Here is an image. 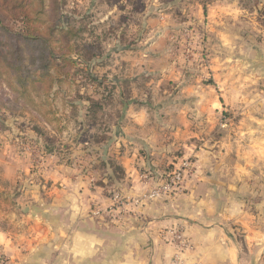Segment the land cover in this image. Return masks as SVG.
I'll use <instances>...</instances> for the list:
<instances>
[{"label": "crops", "instance_id": "crops-1", "mask_svg": "<svg viewBox=\"0 0 264 264\" xmlns=\"http://www.w3.org/2000/svg\"><path fill=\"white\" fill-rule=\"evenodd\" d=\"M241 5L255 14L251 23L239 16ZM263 8L259 0H207L202 5L209 48L214 54L211 79L200 84L216 87L219 107L214 104L213 108L220 113L218 119L213 113L205 114L209 130L203 138L193 136L190 142L183 141L165 153L159 164L118 166L122 178L112 181L110 187L84 184L83 180V187H76V177L61 176L49 165L51 170L42 179L50 182V196L70 191L65 187L67 181L86 200L87 226L78 229L72 240L84 256L81 264H169L175 251L162 236L171 232L181 233L192 245L182 255L184 264H264ZM144 56L146 61L151 57L146 52ZM140 65L143 71L148 70L146 63ZM222 70L236 81L227 100L217 87ZM142 102L133 100L121 107L131 108L136 116L145 105ZM177 152L181 158L193 160V173L183 192L140 200L161 175L172 170L179 160L173 157ZM140 156H146L145 151ZM142 176L149 180L145 182ZM203 193L208 194L214 211L211 216L198 217ZM118 204L120 209L115 213L120 219H114L110 209ZM45 207L36 205L35 211L30 209L23 215L25 236L0 234L3 264H60L64 239H54L53 234L66 217L59 205L47 211Z\"/></svg>", "mask_w": 264, "mask_h": 264}, {"label": "clouds", "instance_id": "clouds-1", "mask_svg": "<svg viewBox=\"0 0 264 264\" xmlns=\"http://www.w3.org/2000/svg\"><path fill=\"white\" fill-rule=\"evenodd\" d=\"M121 2L124 3L126 0ZM143 2L147 4V9L135 15V19L140 21L139 27L133 28L132 32L136 35L129 37L137 39V46L141 49L136 53L139 57L138 64L150 63L145 60L144 53L153 51L157 47L154 38L160 29L153 28L143 35L142 39L140 34L152 24L150 14L160 16L163 9L162 0H143ZM237 2L239 3V0ZM259 2L264 6V0ZM86 10L87 5L82 4L81 11ZM113 14L120 15L117 7L113 6L109 9L105 4L103 13L96 22L99 23V19L107 20ZM238 14L247 17L249 23L255 17L254 13L248 12L242 5ZM168 20L171 22L170 17ZM189 23L195 21L190 18ZM118 35V33L115 36L108 34L106 38L99 32L95 35L84 32L81 38L68 45L65 54L72 57L76 66L85 70L88 68L96 70L95 64L108 57L112 49L119 46ZM89 45L92 47L89 48ZM193 47L196 45L194 44ZM188 51L190 52L191 49ZM213 54L210 53L208 60H205L197 53L191 60L185 62L186 57L183 52L175 55L170 49L163 51L162 62L167 64L166 71L171 74L165 75L161 82L167 83L171 79L175 83L171 91L163 97L168 103L164 107H156L160 99L154 95V103L145 104L138 109L136 116L132 114L131 108L125 110L121 107L122 98L119 89L109 100L103 88H97L95 85L83 88L79 84L74 85L67 94L63 88H57L55 84L39 95L33 94L30 99L23 101V117L12 116L6 110L0 109V112L8 116L9 121L20 118L35 122L45 130L44 136L32 137L28 134L30 150L25 148L24 151L20 150L18 141H13L15 128H12L10 133L0 135V200L9 196L13 189L19 190L16 182L21 181L31 185L26 193L30 202L41 206L47 205L44 211L53 206H60V211L66 219L56 228V234H53L54 239H64L60 249V264H81L84 259V256L72 245V240L78 229L87 226V221L84 219L87 216L86 200L82 199L76 188L67 181L65 187L70 191L50 196L48 190L42 184L36 183L33 178L47 175L51 170L49 165H52L61 176L76 177V187H83L81 180L84 184L90 183L88 177L97 179L100 173L107 177L117 169V166L127 167L129 164H134L145 167L148 164H159L165 159V153L174 151L183 141L190 142L193 136L198 139L203 138L209 130L205 114L213 113L214 119L220 116V113L213 108L214 104L219 107L216 87L200 84V81L208 75V67L205 65L211 66L209 61ZM112 55L115 56V53ZM124 58V56L120 57V59ZM118 63L119 60L114 61V71ZM176 65H179V68H176ZM220 77L221 79L217 81L219 94L227 100L236 81L231 80L230 74L223 70ZM153 92H158V88H154ZM89 96L92 97L91 100L87 99ZM97 104L101 106V110L96 113L97 121L95 127H91L89 135L99 137L100 143L94 141L87 144L79 143L80 133L76 131H73V136L77 138V142H73L72 139L67 138V133L61 132L65 126L76 129L79 123H83L87 130L92 123L89 120L90 111ZM9 126L11 127V124ZM49 148L52 150L49 151ZM142 150L146 153L144 157L140 156ZM150 157L156 159L151 160ZM29 170H32L31 175H28ZM202 195L203 200L201 206H198L199 211L196 215L211 216L214 211L212 201L207 193ZM20 250L23 251L24 248Z\"/></svg>", "mask_w": 264, "mask_h": 264}, {"label": "rangeland", "instance_id": "rangeland-1", "mask_svg": "<svg viewBox=\"0 0 264 264\" xmlns=\"http://www.w3.org/2000/svg\"><path fill=\"white\" fill-rule=\"evenodd\" d=\"M206 1L162 0L161 15L150 14L152 24L145 29L144 33L140 34L142 39L143 35L152 31L153 28L160 29L154 38L157 47L153 51L146 52L152 57L147 60L150 63H146L148 70L141 71L139 68L141 65L137 63L139 57L136 56V53L141 49L137 46V39H130L129 37L136 35L132 29L139 27L140 21L135 19V15L143 13L147 9V4L143 0H126L124 3L121 0H0V15L4 16L3 22H0V109L6 110L12 116L23 117V101L30 99L33 94L39 95L45 89L51 88L53 84L57 88H63L66 94L77 84L83 88L95 85L97 88L104 89L106 98L109 100L113 93L119 89V95L122 98L121 106L127 105V102L133 100L137 102L144 100L142 103L150 105L154 103V95L160 99L158 105L167 104L168 101L164 100L163 97L171 91L175 83L171 79L167 83L161 82L165 75L171 74L166 71L167 64L162 62V52L168 49L175 55H180L183 52L186 57L185 62L191 60L193 55L197 53L208 60L209 54L213 53L209 48L208 38L210 35L207 33L206 24H204L202 17V5ZM82 4L87 5V10L84 12L81 11ZM105 4L109 9L113 6L117 7L120 15L115 16L113 14L107 20L99 19V23H97L96 21L101 17ZM260 13L264 18V8L261 9ZM161 16L164 18L162 19ZM169 17L171 22L168 20ZM190 18L195 23H189ZM84 32L93 35L99 32L106 38L108 34L113 36L119 34L120 44L112 49L115 56L110 53L108 57L98 61L94 66L96 70L92 68L85 70V68L76 66L72 57L65 54L68 45L81 38ZM16 36L23 41L27 38L26 36L29 37L28 42L22 46L23 73L21 70L11 67L16 59L14 57L15 46L20 52L19 45L21 43L15 42ZM194 44L196 47H193ZM88 47L91 48L92 46L89 45ZM189 49H191L190 52ZM9 50H12L14 54H8ZM129 52H132L133 57H128V55L131 56ZM30 55L44 56L40 64H47L46 71H48L49 76L44 81L39 80L41 70L37 71L36 65L30 64L28 59ZM2 56L7 60L3 61ZM121 56L125 58L120 59ZM116 60H119V63L115 65L114 71L113 63ZM5 63L10 64V66H6ZM209 63L211 66L205 65L208 67V75L204 79L206 83L211 79V59ZM142 66L144 67V65ZM176 68H179V65H176ZM25 69L28 70L30 78L26 82V89L22 90L18 88L19 85L15 76L21 74L23 76ZM105 69L107 71H104ZM57 80H61V83L58 84ZM154 88H158V92H153ZM142 95L143 98H141ZM87 99L91 100L92 97L89 96ZM100 107L99 104L94 105L93 110L90 111L89 120L92 123L87 130H85L83 123H79L76 129H69L65 126L61 132L67 133V138L72 139L73 142H77V138L73 136V131H76L80 133L78 136L79 143L87 144L90 141L100 143L99 137L89 135L91 127H95L96 113L101 110ZM12 128L16 129L13 141L19 142L21 151H24L25 148L30 150L28 134L32 137L45 135V130L41 125L20 118L9 121L8 116L0 112V135L10 133ZM51 150L49 148V151ZM173 157L178 160L182 155L177 152ZM31 172L32 170H29L28 175H31ZM121 178L122 173L117 166L111 175L105 177L103 173H100L99 178H92L93 181L90 182L110 187L112 181H118ZM33 179L48 190L50 182H45L42 176ZM88 179L90 180V177ZM143 180L146 182L149 179L143 178ZM16 184L19 190L13 189L9 196L0 200V234L5 232L8 236H25L26 225L22 219L23 215L30 209L35 211L36 204L30 202L28 195H26L31 185L21 183V181H17ZM0 264H3L1 258Z\"/></svg>", "mask_w": 264, "mask_h": 264}, {"label": "built area", "instance_id": "built-area-1", "mask_svg": "<svg viewBox=\"0 0 264 264\" xmlns=\"http://www.w3.org/2000/svg\"><path fill=\"white\" fill-rule=\"evenodd\" d=\"M193 160L191 157L180 158L172 167V170L165 175V177L159 178L156 184L146 191L140 200H156L159 198H167L177 196L184 190L185 181L193 173ZM148 179L146 176H142V179ZM117 201L118 198L115 197ZM138 203V200L133 201ZM120 205L110 209L114 219H120L119 213L115 212L120 209ZM116 210V211H115ZM98 215V212L95 213ZM173 247L175 254L169 264H184L182 255L192 249L190 241L181 233H170L168 236H162Z\"/></svg>", "mask_w": 264, "mask_h": 264}, {"label": "trees", "instance_id": "trees-1", "mask_svg": "<svg viewBox=\"0 0 264 264\" xmlns=\"http://www.w3.org/2000/svg\"><path fill=\"white\" fill-rule=\"evenodd\" d=\"M4 19V16H2V15H0V22H3L2 20ZM62 35H64V33H62ZM17 37V36H16ZM27 38H25V41H23L21 38H19V37H17V39H16V41L15 42H20L21 44L19 45V50H20V52H18V48H17V46H15V62L12 64V68H14V69H17V70H21V73H23V68H24V66H23V62H22V46L26 43V42H28V40H29V37L28 36H26ZM0 54H1V52H0ZM8 54H11V55H13L14 53H13V51L12 50H9V52H8ZM42 57H44L43 55H37V56H32V55H30L29 56V62H30V64L31 65H36V70L38 71V70H41V73H40V76H39V80H41V81H44L47 77H49L48 76V71H46V69H47V64H40L41 63V59H42ZM2 58H3V61H6L7 60V58H5L4 56H2ZM5 65L6 66H10V64H7V63H5ZM24 72H25V74L22 76V74L21 75H16L15 76V80H16V82H17V84L19 85V89H22V90H24V89H26V82H27V80H28V78H30V76L28 75V70L27 69H25L24 70ZM34 83V82H33ZM57 83L59 84V83H61V80H57ZM170 172V170H168V172H166V173H164L163 175H161L162 177H165V175L167 174V173H169ZM159 177V178H162V177Z\"/></svg>", "mask_w": 264, "mask_h": 264}]
</instances>
